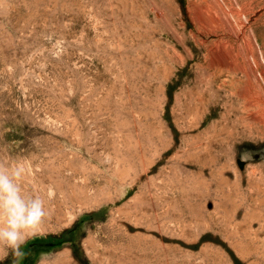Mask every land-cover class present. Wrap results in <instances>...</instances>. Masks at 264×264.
I'll return each instance as SVG.
<instances>
[{
	"label": "rangeland",
	"instance_id": "obj_1",
	"mask_svg": "<svg viewBox=\"0 0 264 264\" xmlns=\"http://www.w3.org/2000/svg\"><path fill=\"white\" fill-rule=\"evenodd\" d=\"M231 4L0 0V158L50 210L21 264H264L261 50L247 86L196 41L241 46Z\"/></svg>",
	"mask_w": 264,
	"mask_h": 264
},
{
	"label": "clouds",
	"instance_id": "obj_2",
	"mask_svg": "<svg viewBox=\"0 0 264 264\" xmlns=\"http://www.w3.org/2000/svg\"><path fill=\"white\" fill-rule=\"evenodd\" d=\"M26 166L0 158V249H7L13 264H21L30 238L40 234L50 215L44 196L25 188ZM40 264H45L42 255Z\"/></svg>",
	"mask_w": 264,
	"mask_h": 264
},
{
	"label": "bare ground",
	"instance_id": "obj_3",
	"mask_svg": "<svg viewBox=\"0 0 264 264\" xmlns=\"http://www.w3.org/2000/svg\"><path fill=\"white\" fill-rule=\"evenodd\" d=\"M230 12H231V16L232 17H236L237 18V24H240L242 26L241 28H243L242 29L243 31L241 32V35H240L239 33H237L235 26H233V27H230L229 26L230 28L228 30V33H231L232 34V37H235L238 40V42L241 41L245 45V48L243 47V45L241 43V46L243 48L239 45L237 49H235V48L234 49H230V50L227 49L228 46H226V44H225L226 42L223 39V37H225V36H223V37L221 36L220 38L219 37L217 38V36H216L217 39L214 42L211 41L213 43H211L210 45H208L209 43L207 44V41L205 42L204 40H200V38L199 39L197 38L198 40H196V41L198 42L197 43L198 46H200V47L202 46L204 48L206 47L207 54H212L214 56L215 53H218V54H216L217 56L215 55L217 58H214V59H217V63L215 62L216 65L214 64L215 67L218 66L221 70H227L228 72H233V73H235L237 75H241L242 74L243 75V78H244V81L243 82H246V80L248 82H250V80H251L250 78L253 77V76L251 77V75H252L251 73L252 72L250 71V69L253 67L251 65V63H250L252 61V60L250 61V56L252 58H255L256 57V54H257L256 53V50L257 49H256L255 46L258 45L260 47V50L261 51L258 50L260 52V55H261L260 60L262 59L264 61V39L259 36L258 31H257L258 28L264 27V3H263V0H242V5H241L240 8H236L235 6H233L231 4ZM221 13H224V12H221ZM243 16L245 18V22L242 21V17ZM200 18H202V17H200ZM215 18L218 19L219 17L217 16ZM217 19H214V20L210 19V20H212L213 23H210L211 21L209 19H208V22L210 21L209 23L207 21H206L207 23H204V25H203L202 22H200V23H202L201 25H203V27L210 26V24H211V26H214L215 29L213 27L210 28V29L207 27L209 29V30L207 29L208 31L205 30L207 33L209 31L211 33V31H212V33L215 34L214 33L215 30L218 29V28H220L221 26H222L221 28L223 29V31H227L226 29H228V27L227 28H224V27L227 26L226 24L228 22L225 24V22L222 21L221 18H219L218 20ZM202 20H205V19L202 18ZM203 22H205V21H203ZM215 25L218 26V28L215 27ZM201 28L202 27L199 26V29H201ZM202 29H203V31L200 30L201 31V34L203 36V33H204V36H205L206 33L204 31V28H202ZM212 29L214 30V32H213ZM220 29H218V30H220ZM200 31H199V33H200ZM216 32H218V31H216ZM216 34H218V33H216ZM209 35H211V34H209ZM193 36H195V38H196V35L195 34ZM206 37H207V35H206ZM237 40H236V42H237ZM235 45H236V43H235ZM198 46H197V48H198ZM207 54H205V55H207ZM209 56L210 55H208V57ZM238 58H241L242 60H244L245 63L248 62V65L244 63V66H239L238 63H237L238 62L237 61ZM258 60L257 61L254 60L253 61L255 63L254 65H256L257 67L260 66V64H257ZM262 60H261V62H263ZM214 61H216V60H214ZM261 65H263V64L261 63ZM253 69H255V68H253ZM255 70H257V69H255ZM258 76H259L258 79H260V81L262 83H264V70H262V74H260ZM257 81H259V80H257ZM246 84H248L247 86L250 85L247 82H246ZM256 85H258V84L256 83ZM259 87H261V86L259 85ZM248 88H250V87H247V89ZM254 88L253 89L255 91L257 88L255 86H254ZM247 91H250V90L248 89ZM263 91H262V93H264ZM251 93H253V92H251ZM255 93H257V92H255ZM259 93H260V91H259ZM240 96H242V98L244 99V101H245L246 105L248 106V108H251L253 110L254 109H256V110L257 109H264V101L259 102L260 99H258L259 101H256V99H257L256 97L258 96L260 98L261 95L259 96L257 94V96H255V97L253 96V98H256L255 100L251 99L246 92L245 93H242V95H240ZM263 96H261V97L263 98ZM262 100H264V99H262ZM258 112H259V110H258ZM250 116H251V118H253V119L257 120V121L259 120V118L256 117V116H253V115H250ZM262 123H264V122H262Z\"/></svg>",
	"mask_w": 264,
	"mask_h": 264
}]
</instances>
